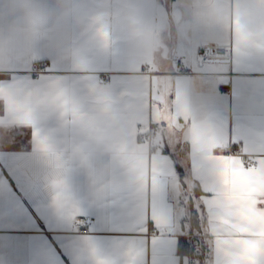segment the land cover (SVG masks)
<instances>
[{
  "label": "crops",
  "instance_id": "0c3cea01",
  "mask_svg": "<svg viewBox=\"0 0 264 264\" xmlns=\"http://www.w3.org/2000/svg\"><path fill=\"white\" fill-rule=\"evenodd\" d=\"M14 2L0 0V38L3 6ZM42 2L55 14L54 0ZM71 2L88 12L89 43L77 35L66 42L56 36L27 47L16 60L0 59V85L15 93L14 103L0 99V152L17 136H28L20 151L0 153V264H119L125 256L120 243L129 234L118 224L131 225L150 213L153 190L164 184L170 202L166 230L174 237L189 234L188 200L193 188L204 189L210 201L202 236L210 244L209 264H235L238 249L217 244V225L221 219L240 221L235 206L219 203L207 162L214 149L221 155L233 140L249 153L264 149V23L242 17L246 4L264 17V0ZM121 5L138 23H106L105 16L111 19ZM137 33L143 38L139 47ZM211 43L233 44L231 67L200 65L197 49ZM76 48L79 56L73 55ZM179 57L194 75L176 74ZM40 62L48 63L49 72L33 77ZM91 121L102 123L108 143L97 146L81 129ZM150 127L162 134L141 141ZM165 148L185 167L187 187L170 179ZM57 179L64 184L63 198L82 210L79 217L95 221L90 234L76 232L71 208L63 214L55 206L61 195L53 187ZM104 206L116 209L118 224L110 215L102 218L98 208ZM249 238L257 241L251 264H264V242ZM147 258L150 264V247ZM171 264L190 261L174 253Z\"/></svg>",
  "mask_w": 264,
  "mask_h": 264
},
{
  "label": "snow or ice",
  "instance_id": "6c2138e0",
  "mask_svg": "<svg viewBox=\"0 0 264 264\" xmlns=\"http://www.w3.org/2000/svg\"><path fill=\"white\" fill-rule=\"evenodd\" d=\"M35 69L31 73L33 77L40 73L49 72L47 62L37 63ZM0 99L7 100L8 103H14L15 93L10 89L6 94L3 86L0 85ZM31 137L32 140H35L36 133H32ZM27 139V135L17 136L13 144L0 153L20 151L26 146ZM237 152H241L242 155L236 156L235 153ZM164 155L172 161L170 179L178 187H187L186 184L182 183L183 178L186 176L185 167L174 161L173 154L170 153L169 149H164ZM248 156L252 157L250 160L251 166L245 161V157ZM207 163L213 169L212 178L216 182L215 194L219 197V203L223 207L235 206L236 215L240 221L238 224H229V222L221 219L217 225V232L220 236L217 244L233 245L238 249L235 264H251L250 257L256 249L257 241L249 237H260V242H264V207H262L264 206V149L249 153L244 150L241 141L233 140L229 145L224 146L221 155H217L214 149L213 159ZM53 187L58 193H61L56 197L55 206L63 214L71 208L72 223L75 226H80L76 221L79 216L83 215V212L79 206H73L63 198V182L57 179ZM2 190L0 189V191ZM157 197L159 198V205L156 203ZM202 199L204 200L203 205L196 203V201ZM188 203L191 207V220L194 226L199 229L204 209L210 203L209 197L205 194L204 189H201V194L197 195L195 188H193ZM169 207L168 186L164 184L159 190L155 188L153 190V206L150 213H146L131 225H121L116 222V209L108 206L98 208L102 218L110 215L113 223L118 224L129 234V238L120 243L125 256L119 264H149L147 258L149 247L151 251L150 264H171L174 253L195 254L196 247L200 243L198 235L189 230L187 236L174 237L173 233L166 230ZM83 223L84 226H87V221ZM229 227L235 229V231L229 232Z\"/></svg>",
  "mask_w": 264,
  "mask_h": 264
},
{
  "label": "clouds",
  "instance_id": "9594fccd",
  "mask_svg": "<svg viewBox=\"0 0 264 264\" xmlns=\"http://www.w3.org/2000/svg\"><path fill=\"white\" fill-rule=\"evenodd\" d=\"M55 14L47 10L42 0H15L14 3L3 6L4 28L0 38V59L4 62L16 60L24 54V50L35 43L51 40L59 36L66 42L73 35L82 38L85 44L91 41L88 35V12L81 5H76L71 0H54ZM242 17L246 23L253 22L257 26L264 23V17L252 4L242 6ZM106 23L113 28L138 21L134 14L123 5L118 7L111 19L105 16ZM71 22V28L67 27ZM143 43L142 36L137 33L134 38V46L139 47ZM81 49L76 48L73 55L79 56ZM95 142L97 146L108 143L110 136L99 121H91L80 126ZM129 160L133 158L131 150L128 153Z\"/></svg>",
  "mask_w": 264,
  "mask_h": 264
},
{
  "label": "built area",
  "instance_id": "2783aa9c",
  "mask_svg": "<svg viewBox=\"0 0 264 264\" xmlns=\"http://www.w3.org/2000/svg\"><path fill=\"white\" fill-rule=\"evenodd\" d=\"M198 59L201 66L213 65V66H232L234 61V46L233 44H202L197 49ZM179 70L177 75H194L195 72L191 71L186 64V59L184 57H179L178 59ZM102 81L109 83L110 79L108 76L102 77ZM162 134V130L158 127H150L146 133H141V141H150L155 137ZM252 157H245L246 163L250 164ZM84 221H87V226H84ZM80 226H75L76 232L83 235H88L91 233V228L95 224L93 219L88 217H78L76 221Z\"/></svg>",
  "mask_w": 264,
  "mask_h": 264
},
{
  "label": "trees",
  "instance_id": "16d2710c",
  "mask_svg": "<svg viewBox=\"0 0 264 264\" xmlns=\"http://www.w3.org/2000/svg\"><path fill=\"white\" fill-rule=\"evenodd\" d=\"M197 193H201L200 189L197 188ZM190 225V230L193 234L200 237V243L196 247V252L194 255H186L183 252L179 253L182 257L186 256L189 258L190 264H209L210 258V244L207 239L202 237L205 234V215L203 212V219L200 220L199 229L194 226L193 221L191 220V210L188 218Z\"/></svg>",
  "mask_w": 264,
  "mask_h": 264
}]
</instances>
